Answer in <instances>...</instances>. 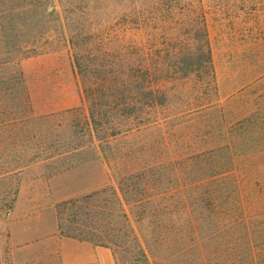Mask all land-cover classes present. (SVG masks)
I'll return each mask as SVG.
<instances>
[{
	"label": "rangeland",
	"instance_id": "1",
	"mask_svg": "<svg viewBox=\"0 0 264 264\" xmlns=\"http://www.w3.org/2000/svg\"><path fill=\"white\" fill-rule=\"evenodd\" d=\"M91 256L264 264V0H0V264Z\"/></svg>",
	"mask_w": 264,
	"mask_h": 264
},
{
	"label": "trees",
	"instance_id": "2",
	"mask_svg": "<svg viewBox=\"0 0 264 264\" xmlns=\"http://www.w3.org/2000/svg\"><path fill=\"white\" fill-rule=\"evenodd\" d=\"M211 50L210 48L207 46V49L205 51V57L203 58V60H201L202 64L200 69L204 70L205 73H211L213 70V62H212V57H211ZM200 70V71H201Z\"/></svg>",
	"mask_w": 264,
	"mask_h": 264
},
{
	"label": "crops",
	"instance_id": "3",
	"mask_svg": "<svg viewBox=\"0 0 264 264\" xmlns=\"http://www.w3.org/2000/svg\"><path fill=\"white\" fill-rule=\"evenodd\" d=\"M93 256H91L90 258H88V261H86L85 263H80V264H97V259L96 257L93 259Z\"/></svg>",
	"mask_w": 264,
	"mask_h": 264
}]
</instances>
